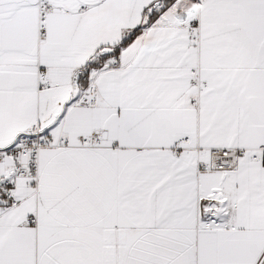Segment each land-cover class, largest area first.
<instances>
[{"label":"snow or ice","instance_id":"obj_1","mask_svg":"<svg viewBox=\"0 0 264 264\" xmlns=\"http://www.w3.org/2000/svg\"><path fill=\"white\" fill-rule=\"evenodd\" d=\"M0 264H264V0H0Z\"/></svg>","mask_w":264,"mask_h":264}]
</instances>
